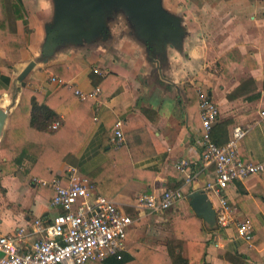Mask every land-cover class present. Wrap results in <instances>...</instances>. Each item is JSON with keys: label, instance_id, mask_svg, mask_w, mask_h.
Listing matches in <instances>:
<instances>
[{"label": "crops", "instance_id": "1", "mask_svg": "<svg viewBox=\"0 0 264 264\" xmlns=\"http://www.w3.org/2000/svg\"><path fill=\"white\" fill-rule=\"evenodd\" d=\"M155 4L157 12L151 15L143 3L98 0L91 14L84 10L73 20L67 18L72 9H64L61 0H0V21L7 23L0 29V110L8 113L0 138V164L12 161L5 133L9 114L25 87L46 96L54 93L59 86L50 81L51 76L57 77L51 67L58 65L81 66L67 81L74 90L88 92L104 76L105 89L90 111L88 142L72 161L60 165L56 176L70 167L87 176L84 169L102 155L106 131L98 121L102 108L110 110L116 121L123 120V131L135 128L149 155L133 162L136 175L113 200L126 213H134L127 249L140 244L161 256L157 264H172L168 243L175 235L176 216L137 209L136 198L159 195L167 188L199 191L215 179L213 168L201 172L203 126L198 95L190 101V87H202L218 105V122H231L228 137L235 126L249 129L239 149L242 160L264 161L260 117L264 0H157ZM31 62L35 66L23 86L18 78ZM94 69L102 71V76L94 75ZM182 159L190 162L184 172L176 168ZM31 166L30 160H24L17 169L0 172L3 233L59 212L51 205L53 190L35 181L53 178L33 177ZM194 174L198 180L186 184V177ZM225 196L234 222L224 228L201 218L205 236L187 240L184 255L190 264L197 263L205 248L210 264H264V175L235 181ZM191 199L187 195L174 211L195 215ZM211 201L216 210L220 202L216 206L212 197ZM244 221L253 226L250 242L237 233L238 223Z\"/></svg>", "mask_w": 264, "mask_h": 264}, {"label": "built area", "instance_id": "2", "mask_svg": "<svg viewBox=\"0 0 264 264\" xmlns=\"http://www.w3.org/2000/svg\"><path fill=\"white\" fill-rule=\"evenodd\" d=\"M94 72L102 75L99 69H94ZM50 81L57 86L69 85L66 80L55 76H51ZM196 92L203 126L201 172L211 168L215 172L214 181L203 190L210 199L212 194L219 198L216 218L221 227L227 228L234 222V216L225 191L235 181L264 175V161L244 162L240 156L239 149L249 133L248 128L233 127L228 142L223 146L213 141L211 133L219 121L220 109L202 87L197 86ZM75 93L83 101H97L102 89L96 86L88 92L76 89ZM261 97L264 99V89ZM260 117L264 120V106ZM123 125L120 119L115 126L112 142L117 147L126 142ZM189 167L190 162L186 159L176 164L181 172ZM196 180L197 174L188 175L185 182L192 184ZM35 181L53 190L51 205L59 212L52 217L33 219L11 233H3L0 228V264H90L110 258L122 259L134 220L114 200L99 195L91 178L70 167L65 174L50 182ZM194 192H186L179 187L167 188L159 195L141 194L136 198L135 207L151 214L168 211ZM237 233L239 238L252 241V224L249 221L238 223Z\"/></svg>", "mask_w": 264, "mask_h": 264}, {"label": "trees", "instance_id": "3", "mask_svg": "<svg viewBox=\"0 0 264 264\" xmlns=\"http://www.w3.org/2000/svg\"><path fill=\"white\" fill-rule=\"evenodd\" d=\"M12 1L17 2V0ZM4 26H7L6 21H0V29ZM81 69L79 65L51 67V71L58 78L66 81L71 80ZM93 74L100 75L94 71ZM104 84V76L94 81L95 87H100L102 92L105 89ZM195 94L197 96L196 90L192 87L188 88L190 101L194 99ZM93 102L92 99L81 100L75 90L68 85L59 86L48 96L25 87L19 104L9 114V126L5 133L6 147L12 156V161L1 163L0 172L6 173L17 169L24 160H30L32 166L29 173L33 177L55 178L60 165L72 161L88 142ZM98 117V121L106 127L101 146L102 155L88 165L84 172L94 182L99 195L113 200L126 183L136 175V170L132 168L133 162L139 157L148 156L149 153L142 147L141 140L137 139V131L133 127H124L126 142L121 146H115L112 139L118 121L107 108H102ZM230 124L229 121H221L213 127L211 136L216 144L223 146L228 142ZM128 214L134 217V213ZM201 218L196 214L185 216L182 213H178L174 218L175 235L168 243V255L172 264H190V259L183 251L187 240L204 238L205 229L200 225ZM205 243L206 246L209 244V242ZM201 249L203 250L201 259L193 264H210L206 258L205 248ZM158 256L160 255L156 252L140 244H134L123 253L122 259H107L103 262L157 264L155 260L159 258Z\"/></svg>", "mask_w": 264, "mask_h": 264}, {"label": "water", "instance_id": "4", "mask_svg": "<svg viewBox=\"0 0 264 264\" xmlns=\"http://www.w3.org/2000/svg\"><path fill=\"white\" fill-rule=\"evenodd\" d=\"M98 0H61V3L63 5L64 9L71 8L72 11L67 17L71 18L73 20H76L84 10L88 11L89 14H91L96 5ZM130 2L131 4L136 3H143L148 7L149 12L151 15H155L156 10V1L157 0H126ZM35 63L31 62L25 70L20 74L18 80L22 83L23 86H25V78L28 76V74L31 72V70L34 68ZM8 118V113L4 110H0V138L3 134V131L5 129L6 120ZM192 199L190 201V205L195 212L196 215L201 216L204 218L207 222H215L216 221V210L213 207V203L207 194L205 190H199L192 194Z\"/></svg>", "mask_w": 264, "mask_h": 264}, {"label": "rangeland", "instance_id": "5", "mask_svg": "<svg viewBox=\"0 0 264 264\" xmlns=\"http://www.w3.org/2000/svg\"><path fill=\"white\" fill-rule=\"evenodd\" d=\"M211 197L213 198V201H214V203L216 204V206H218L219 205V202H218V199H217V197L214 195V194H212L211 195ZM175 209H171V210H168V211H164L163 213L165 214V215H167V214H169V216H176V212L174 211ZM160 213H162V212H160ZM173 217H170L169 218V220L167 221L168 223H167V225H169V227L168 228H170V224H171V218H173ZM215 223L217 224V225H219L220 226V224L218 223V221H217V218H216V221H215ZM96 263H101V262H96Z\"/></svg>", "mask_w": 264, "mask_h": 264}]
</instances>
